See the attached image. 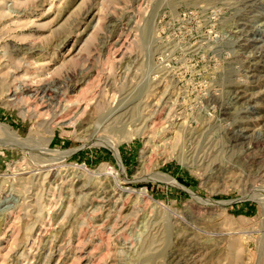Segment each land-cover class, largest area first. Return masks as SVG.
I'll use <instances>...</instances> for the list:
<instances>
[{
  "label": "rangeland",
  "instance_id": "obj_1",
  "mask_svg": "<svg viewBox=\"0 0 264 264\" xmlns=\"http://www.w3.org/2000/svg\"><path fill=\"white\" fill-rule=\"evenodd\" d=\"M197 1L0 0V124L28 142L0 135V264H171L188 244L182 264H264V70L217 44L238 0ZM239 84L247 114L224 97ZM47 139L68 155L35 176Z\"/></svg>",
  "mask_w": 264,
  "mask_h": 264
},
{
  "label": "bare ground",
  "instance_id": "obj_2",
  "mask_svg": "<svg viewBox=\"0 0 264 264\" xmlns=\"http://www.w3.org/2000/svg\"><path fill=\"white\" fill-rule=\"evenodd\" d=\"M173 1V0H172ZM178 0H174V4L175 2H177ZM180 1V0H179ZM182 1V0H181ZM184 1V0H183ZM193 1V0H192ZM202 3H209L210 1H213V0H198ZM197 1V2H198ZM217 1V0H216ZM223 1V0H222ZM228 1V0H226ZM236 1V0H235ZM234 1V2H235ZM258 1L259 0H238L237 2H239V15L233 20L231 21V19L229 20V23L227 22L226 20V23L224 24V29H225V33L227 34V37L228 38H225L226 40L222 41V40H219L217 42L218 46L220 47L222 45V43H226L230 48L234 49L235 48V51L238 53V57L240 59V62L242 64V67L244 68V72L246 73V69L248 71V73H252V72H259L260 70H264V49L259 46H256L257 45V40L259 39H256L260 33V31L258 30V28L255 27V24L256 22H258L259 24V19H257L256 16H253V14H255L254 12L258 9L257 6H258ZM189 2V1H188ZM260 2V1H259ZM185 3V2H184ZM212 3V2H210ZM220 3V1H219ZM193 4V3H192ZM195 4V3H194ZM225 4V3H224ZM229 4V3H228ZM231 4V3H230ZM236 4V3H235ZM181 5V2L180 4ZM214 6L210 7L211 9L215 10L213 12H219L221 11L220 10H217L215 8V4H213ZM223 5V4H221ZM234 5V4H233ZM201 6V5H200ZM208 6V5H207ZM229 5H227L228 7ZM175 7V6H174ZM194 7V6H193ZM220 7V6H219ZM225 7V6H223ZM221 6V8H223ZM231 7V6H230ZM237 7V6H236ZM260 7V6H259ZM165 8V7H164ZM204 9V8H203ZM207 9V8H206ZM209 9V8H208ZM207 9V10H208ZM234 9V8H233ZM210 11V10H209ZM199 12V11H198ZM208 12V11H207ZM212 12V11H211ZM212 12V13H213ZM222 12V11H221ZM224 12V11H223ZM234 14V13H233ZM202 15V14H201ZM200 15V16H201ZM219 15V14H218ZM235 15V14H234ZM237 15V14H236ZM152 18V17H151ZM150 18V20H151ZM154 20V18H152ZM209 19V18H208ZM257 19V20H256ZM200 20V19H199ZM203 24V23H202ZM229 24H232V25H229ZM150 25V24H149ZM151 25H153L151 23ZM150 25V26H151ZM257 26V25H256ZM153 27V26H151ZM149 27V28H151ZM152 29V28H151ZM223 29V28H221ZM149 30V29H148ZM154 30V29H153ZM150 31L152 30H149L148 33H150ZM148 35V34H147ZM146 35V36H147ZM154 35V34H152ZM157 35V34H156ZM262 35V34H261ZM149 36V35H148ZM147 36V37H148ZM155 36V35H154ZM225 36V35H224ZM153 37V36H151ZM150 37V38H151ZM154 38H157L156 36ZM262 38V37H261ZM260 38V39H261ZM157 40V39H156ZM216 45V44H215ZM214 46V45H212ZM210 46V47H212ZM158 47V46H157ZM218 47V48H219ZM260 49H259V48ZM170 49V48H169ZM174 49V48H173ZM171 49V50H173ZM183 49V48H182ZM221 49V48H220ZM255 50H259L258 52H256ZM175 51V50H174ZM219 51V50H218ZM255 51V52H254ZM182 52V51H181ZM214 53V52H213ZM216 54V53H215ZM214 54V55H215ZM257 54V55H256ZM173 55V54H172ZM166 57V56H165ZM168 57V55H167ZM167 60V59H164V61ZM167 63V62H166ZM237 63V62H236ZM165 64V63H164ZM163 68V67H162ZM161 68V69H162ZM166 69V68H165ZM255 73H252L250 75H253ZM260 73H262L260 71ZM160 74H163V73H160ZM260 76V75H259ZM156 78H161V77H157ZM250 78V77H249ZM256 78V77H254ZM153 79H149L148 80V85L150 84V82L152 81ZM256 82L257 84H259V80H258V77L256 79ZM255 82V83H256ZM146 83V82H145ZM157 83V82H156ZM261 84V83H260ZM153 85V84H152ZM264 86V84H263ZM150 87V86H149ZM147 87V88H149ZM74 88V87H72ZM147 92H149L148 89H146ZM248 92L247 91V87H245V85L243 84H239L238 86H233L231 88H229L228 92L226 93V96L225 97V100L227 101V103L229 105H231L232 107L235 106V105H239L241 106L240 108H243V109H246V112L242 113V114H247V110L252 106V103H253V100L251 98H246L244 99L243 96L245 95V93ZM263 93V92H262ZM248 94H246L245 96L247 97ZM12 96H15L14 94H12ZM244 96V97H245ZM221 97V96H220ZM217 100H219L218 98H214V97H210L209 98V101L211 102H216ZM161 101V100H160ZM221 102V99L219 100ZM221 107V106H220ZM137 111V110H136ZM155 113V112H154ZM116 111H112L109 115V119L113 120L114 116L116 115ZM121 115H124L123 113H121ZM121 115H117V118L120 117ZM233 126L229 129H226V132L225 133V138L226 140L228 141V143H230V145L236 147V145H241L245 142L246 140V134L245 132L247 131V129L251 126V122L249 123L248 121L246 122H238L237 124H232ZM94 129V128H93ZM97 130H98V127H97ZM97 130L93 131L94 133H91L90 132V135L88 136V139L91 143H94V142H100V140H102L101 137H99V135L97 134ZM87 133V132H86ZM0 135L4 136L5 140H7V143L8 145H20L21 147L26 145L28 142L27 140L25 139H21L19 138L13 131H11L7 126L5 125H1L0 124ZM221 138V137H220ZM49 142H50V139H47L44 143H43V146H42V150L44 152V154L48 157H46L47 159H45L43 161V163L39 164L38 166H36L37 168H35L37 170V172L35 173V176L36 174H39L41 172H51L52 171V168L55 167L59 161L61 162L62 160H64L67 155H68V152H58V153H50L48 152V148H49ZM246 143V142H245ZM103 144H106L108 147H110L115 153H116V150H115V146H113V144L111 143H107L105 141H103ZM52 152V151H51ZM58 161V162H57ZM55 169V168H54ZM106 171V169H104ZM76 173H87V170L82 167V166H78L76 167ZM54 172V171H53ZM100 173H101V170H98L97 172H95V176H100ZM105 173V172H104ZM88 174V173H87ZM102 174V173H101ZM108 176L110 175L114 180H117L118 178L116 176H120L122 175L123 176V170H120V171H114L112 172V169H108V173H106ZM34 175V174H33ZM44 175V174H43ZM94 175V174H93ZM112 180V179H111ZM119 180V179H118ZM147 181H157V182H161V183H164L166 185H171V186H177V183L174 179H172L171 177L167 176V175H163V174H159V173H156L154 174L153 177L147 179ZM115 182V181H114ZM118 182H116V185H117ZM130 194V193H129ZM137 194V193H136ZM132 195V193L130 194ZM129 195V196H130ZM138 201L139 202H149V197L148 195L141 191L140 193H138ZM202 203H207V201H204V200H201V199H198L197 197H193V202H201ZM162 212V211H161ZM179 244H181V242H179ZM178 244V245H179ZM187 245V244H186ZM185 245V247H186ZM175 247V246H174ZM178 247V246H177ZM185 250V251H184ZM175 249L174 252L171 254V258H170V263L171 264H182L183 261L181 260H177L179 256H184L182 258L185 259L186 257L187 258H195V253L196 252V249L193 251V249H191V247L189 246V244L187 245V248L185 249ZM179 251H183V252H179ZM199 251V250H198ZM182 253V254H180ZM194 256V257H193ZM180 258V259H181ZM189 260V259H188ZM169 263V262H168ZM186 263V261H185Z\"/></svg>",
  "mask_w": 264,
  "mask_h": 264
}]
</instances>
